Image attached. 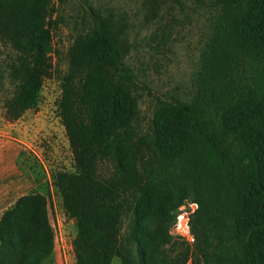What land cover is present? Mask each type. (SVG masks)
I'll use <instances>...</instances> for the list:
<instances>
[{
  "label": "trees",
  "instance_id": "1",
  "mask_svg": "<svg viewBox=\"0 0 264 264\" xmlns=\"http://www.w3.org/2000/svg\"><path fill=\"white\" fill-rule=\"evenodd\" d=\"M53 1L0 0V46L14 53L9 120L40 103ZM166 2L143 0L153 15ZM195 2L211 14L189 84L151 95L145 121L150 88L126 63L123 18L90 8L91 28L65 52L57 110L72 163L51 168L49 183L75 220L74 264H264V0ZM49 197L32 191L2 212L0 264H55ZM191 202L187 244L170 230Z\"/></svg>",
  "mask_w": 264,
  "mask_h": 264
},
{
  "label": "rangeland",
  "instance_id": "2",
  "mask_svg": "<svg viewBox=\"0 0 264 264\" xmlns=\"http://www.w3.org/2000/svg\"><path fill=\"white\" fill-rule=\"evenodd\" d=\"M195 1L168 0L153 15L146 11L143 0H64L62 3L54 0L51 19H58L59 24L52 30L50 68L42 81L40 103L16 120H9L3 109V100L11 92L5 64L14 53L7 46H0V134L19 140L23 158L28 160L23 166L32 182L22 189L11 187L0 209L20 195L45 192L48 188L55 264H74L71 241L76 226L63 215L60 198L49 183L51 168L68 167L72 163L57 110L65 52L72 38L91 28L90 8L102 17L125 20L130 43L126 63L137 75L140 86L150 88V95L143 90L139 98L140 120L145 121L150 114L151 95L179 94L189 84L211 14L208 4ZM110 264L121 263L114 257Z\"/></svg>",
  "mask_w": 264,
  "mask_h": 264
},
{
  "label": "crops",
  "instance_id": "3",
  "mask_svg": "<svg viewBox=\"0 0 264 264\" xmlns=\"http://www.w3.org/2000/svg\"><path fill=\"white\" fill-rule=\"evenodd\" d=\"M18 141L15 139L13 140L12 137L5 136L4 133L0 134V208L2 202L9 197L11 187L14 186V188L22 189L32 185L25 168L21 167L19 164L21 148ZM16 199H14V201ZM14 201L10 205H12ZM10 205L4 209H0V216Z\"/></svg>",
  "mask_w": 264,
  "mask_h": 264
},
{
  "label": "built area",
  "instance_id": "4",
  "mask_svg": "<svg viewBox=\"0 0 264 264\" xmlns=\"http://www.w3.org/2000/svg\"><path fill=\"white\" fill-rule=\"evenodd\" d=\"M188 207L179 208L178 213L175 216V220L171 226V234L185 241L187 244H192L194 238L190 233L189 228V217L197 209V204L191 202L187 205ZM72 249V247H71Z\"/></svg>",
  "mask_w": 264,
  "mask_h": 264
},
{
  "label": "water",
  "instance_id": "5",
  "mask_svg": "<svg viewBox=\"0 0 264 264\" xmlns=\"http://www.w3.org/2000/svg\"><path fill=\"white\" fill-rule=\"evenodd\" d=\"M75 222V220H73Z\"/></svg>",
  "mask_w": 264,
  "mask_h": 264
}]
</instances>
